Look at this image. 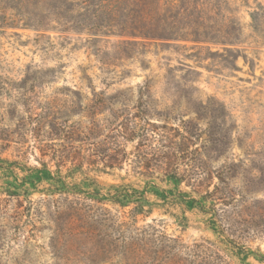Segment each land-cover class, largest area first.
<instances>
[{
	"label": "rangeland",
	"instance_id": "rangeland-1",
	"mask_svg": "<svg viewBox=\"0 0 264 264\" xmlns=\"http://www.w3.org/2000/svg\"><path fill=\"white\" fill-rule=\"evenodd\" d=\"M232 1L241 29L234 45L173 40L139 46L114 36L93 40L86 32L41 36L31 29H0V264H54L51 231L28 213L24 196H11L7 189L25 176L22 166L46 163L56 171L62 160L54 155L71 146L78 149L61 162V172L69 183L87 189L86 178L103 191L111 184L143 190L151 182L200 197L214 190L226 166L234 178L225 208L249 213L256 200L264 205V188L249 194L255 185L264 186V25L254 28L249 14L264 0ZM48 69L54 72L32 82L37 71ZM93 86L108 91L96 117L111 125L78 138L75 130L91 126L84 115H91L97 100ZM42 107L61 118H45ZM63 116L67 127L58 131ZM172 163L182 178L177 183L166 176ZM76 164L83 168L75 169ZM148 195L150 211L136 217L137 227L155 224L181 239L178 247L185 251L217 241L199 211L184 214L181 207ZM42 197L31 195L35 201ZM104 206L129 220L131 207ZM246 244L264 252V236L250 237ZM231 261L264 264L254 258Z\"/></svg>",
	"mask_w": 264,
	"mask_h": 264
},
{
	"label": "trees",
	"instance_id": "trees-1",
	"mask_svg": "<svg viewBox=\"0 0 264 264\" xmlns=\"http://www.w3.org/2000/svg\"><path fill=\"white\" fill-rule=\"evenodd\" d=\"M231 3L232 0H0V29H31L41 36L50 32H86L93 40L114 36L121 38L119 43L139 46L147 41L173 40L234 45L240 40L241 29L232 15ZM249 14L254 28L264 25L262 3ZM53 72L51 69L37 71L32 82ZM92 93L97 100L89 108L91 115H84L90 116L91 126L73 129L78 138H87L88 132L95 134V130L111 125L108 119L96 117L105 108L107 89L97 91L93 86ZM42 110L45 118L53 116L55 121L61 118L55 111L44 107ZM66 119L67 116L62 117L58 131L67 127ZM115 144L121 149L119 141ZM77 149L71 146L54 156L66 162ZM123 152L126 154L125 149ZM61 162H57L56 171L46 163L40 167L22 166L25 176L17 178L7 189L11 196H24L29 203L28 213L39 218V222L45 224L44 229L51 231L54 264H187L191 257L196 259L194 264L198 261L199 264H233L232 258L240 263H247L250 258L264 262V252L246 244L250 237L264 236V205L256 200L257 207L248 211L250 214L237 209L229 212L225 208L230 206L229 181L234 178L226 166L220 171L214 190L197 197L179 189H162L151 182L143 190L129 184H111L103 191L95 179L86 178L87 189L67 181V176L61 172ZM108 166L114 167L115 162ZM169 166L172 169H166L167 178L176 183L181 181L173 163ZM79 168L83 166L76 164L75 169ZM42 184L44 186L40 187ZM262 188L263 185H255L249 194ZM34 192L45 197L35 201L31 199ZM150 192L162 200L163 205L181 207L184 214L199 211L217 241L199 247L200 250L185 251L178 247L181 239L169 237L157 225L137 227L136 217L150 211L146 209L152 205ZM107 202L121 208L131 207L129 220L105 207ZM218 202H223L224 207H218ZM184 254L188 257L181 261Z\"/></svg>",
	"mask_w": 264,
	"mask_h": 264
}]
</instances>
